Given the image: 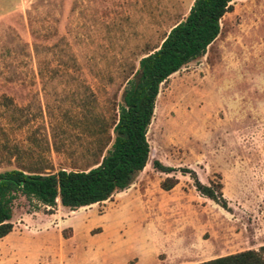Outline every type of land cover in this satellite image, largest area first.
<instances>
[{"label": "rangeland", "instance_id": "rangeland-1", "mask_svg": "<svg viewBox=\"0 0 264 264\" xmlns=\"http://www.w3.org/2000/svg\"><path fill=\"white\" fill-rule=\"evenodd\" d=\"M191 1L0 0V171L94 165L138 58ZM230 4L159 87L128 186L74 209L18 194L0 264H191L264 243V0Z\"/></svg>", "mask_w": 264, "mask_h": 264}, {"label": "trees", "instance_id": "trees-1", "mask_svg": "<svg viewBox=\"0 0 264 264\" xmlns=\"http://www.w3.org/2000/svg\"><path fill=\"white\" fill-rule=\"evenodd\" d=\"M231 7L230 0H192L186 14L170 25L160 42L137 60L133 77L126 79L121 102L112 125L110 145L94 165L81 169L59 168L53 172L27 171L19 167L0 171V236L12 229V202L18 194L54 207L70 209L107 198L128 186L144 166L149 151L146 129L155 96L168 75L204 53L220 30V18ZM153 166L169 167L157 160ZM193 186L202 195L225 206L219 182H201L190 170ZM173 182L164 183L169 188ZM191 264H264V243Z\"/></svg>", "mask_w": 264, "mask_h": 264}, {"label": "crops", "instance_id": "crops-1", "mask_svg": "<svg viewBox=\"0 0 264 264\" xmlns=\"http://www.w3.org/2000/svg\"><path fill=\"white\" fill-rule=\"evenodd\" d=\"M56 205H57V209H59L60 207L58 208V206H60V204L58 203V201H57ZM54 213H56V212H54V211H51V212H50V214H54ZM7 233H8V232H7Z\"/></svg>", "mask_w": 264, "mask_h": 264}]
</instances>
